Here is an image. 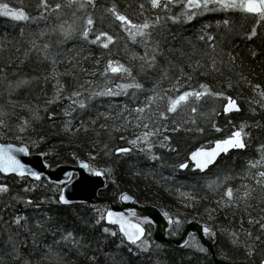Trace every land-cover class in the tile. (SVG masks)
<instances>
[{
	"label": "snow or ice",
	"instance_id": "snow-or-ice-1",
	"mask_svg": "<svg viewBox=\"0 0 264 264\" xmlns=\"http://www.w3.org/2000/svg\"><path fill=\"white\" fill-rule=\"evenodd\" d=\"M138 7L142 20L134 19L127 11L120 10L115 0L103 7L98 0H58L55 3L39 0L35 14L23 6L0 3V17L17 22L22 38L25 37L23 25L36 24L35 31L31 28L28 30L29 47L25 49L24 55L27 57L34 51L43 60L49 61L51 70L43 76V81L45 85L50 79L54 81L52 94L48 96L45 93L43 106L22 102L13 99V95L41 78L25 75L8 80L5 68H0V83L5 84L4 91L8 96L5 102L0 103V134L19 144L0 143V174L5 178L18 176L22 180L26 177L34 181L41 180L44 174L29 167L18 154L27 156L31 148H39L47 143V136L37 131V125L43 123L45 117L53 126L57 117H62L59 132L63 133L69 143L83 140L90 145L86 158H82L76 151L72 152L81 169L97 177H109L114 173V155L118 158L135 153L153 163L159 162L158 166L163 168L164 156L156 149L178 152L170 133L183 130L203 134L205 128L201 124L202 120L210 122L212 128L220 132L222 129L214 117L221 115V109L226 116L241 113L244 108L241 101H244L253 116L264 113V84L255 82L252 79L255 71L246 70L243 58L226 48V43L235 46V41L227 40V36L235 33L237 20L252 21L250 30L242 34L244 39L253 41L260 35L261 29H264V0H141ZM97 13L100 24L107 19L118 32L113 34L98 27ZM203 16L214 19L215 30L223 29L220 39H217L216 31L210 30L213 29L212 23H204L194 37L188 38L190 50L177 49L168 44L166 39L160 38L171 36L175 39L176 33L171 25L188 24ZM240 26L243 28V23ZM53 36L57 37L55 41L52 40ZM119 39L125 40L124 47L129 60L137 62L135 65L113 58L111 46ZM193 40L201 42L203 47ZM70 41L76 43L66 47ZM6 43L11 42L0 40V50L5 48ZM90 46H98L109 53L106 60L102 56L97 57L94 60L95 67L91 70L81 65L83 59L94 54ZM140 48L142 52L138 51ZM257 55V51H251L253 58ZM62 59L70 65L64 73L57 68ZM75 69H80L85 78L82 82L77 80L76 85L69 90L61 76H75ZM196 74L211 77L215 83L198 81L194 86L193 78ZM141 75L150 77V87L140 79ZM245 87L251 90L252 95H243ZM209 98L221 103L205 111L203 106ZM51 105H58L60 111L50 108ZM24 111L28 115H23ZM228 122L233 128L227 136L209 141L208 147H197L183 162L168 165L174 171L191 167L202 173L203 188L206 189L204 196L197 191L199 184L191 185L187 191L182 190L185 186L180 184L169 191L178 196L184 207L192 209H196L202 199L208 198V192L212 193L216 207L205 208L209 219L213 218V212L222 208L241 211L239 228L217 227L205 222L202 232L204 236L212 238H216L218 233L224 234L234 250H242L243 256L249 258L256 253L257 244L264 245V142L254 145L256 154L246 160L243 169L233 168L214 176L208 173L211 171L210 166L216 164L221 154L227 155L232 150L243 153L253 147L252 141L256 137L252 129H264V122L242 120L238 125L231 119ZM129 129L131 134L126 135ZM33 133L36 134L34 138ZM116 133H122L119 139L125 141L127 146L109 143L115 139ZM50 152L41 154L47 156ZM134 174L147 173L141 170ZM162 178L171 179L172 176ZM55 183L59 185L66 182ZM36 187L35 184L25 185L23 191H34ZM56 191L53 189L52 197H43L37 202L30 197L13 195L9 184L0 183V200H8L0 209V235L7 234L5 245L11 248L6 255L11 256L12 260H20L21 264H33L30 258H22L21 253V247L27 246L31 238L34 248L42 246L44 249L41 261L68 264V253L76 252L87 256L90 264H99L97 249L92 248L93 241L86 234L67 229L48 212L40 211L45 203H71L64 188H58V199ZM119 199L126 202L132 197L121 192ZM253 200L259 206V214L256 216L252 214L255 207ZM18 203L33 207L37 213L30 217L26 212L14 211L9 219H4V211L15 209ZM93 207L97 215L93 221H85V224L93 228L101 226V241L106 242L109 236L115 237L119 240L117 248L125 247L134 255L153 250L155 241L148 239L150 232L144 226L152 223L149 217L136 218L135 211H131L130 218L110 207ZM163 215L170 225L174 223L177 228L182 223L178 214L175 220L168 211ZM245 217L249 225L259 226L258 233L244 228ZM46 235L52 237L51 243L40 242L39 238ZM188 235L191 243L184 240L183 246L200 253L208 252L195 234ZM162 247L161 244H155L156 249ZM65 248L68 252L64 251ZM89 249H92V255H87ZM111 255L115 260L116 254ZM223 258L232 259L226 253ZM0 264H5L3 257H0ZM260 264H264V259Z\"/></svg>",
	"mask_w": 264,
	"mask_h": 264
},
{
	"label": "trees",
	"instance_id": "trees-1",
	"mask_svg": "<svg viewBox=\"0 0 264 264\" xmlns=\"http://www.w3.org/2000/svg\"><path fill=\"white\" fill-rule=\"evenodd\" d=\"M2 2H9L13 6L20 7L23 6L31 14H35L37 11V5L39 0H0ZM51 3L58 2V0H50ZM118 4L120 10L127 11V13L132 16L134 19H143L139 16V7L138 4L141 0H115ZM98 3L101 7L110 4L111 0H98ZM98 18V27H101L105 31L112 32L116 34L118 29L109 22L105 20L103 24L99 23V13H97ZM219 18V17H216ZM43 23V22H42ZM41 23V26H42ZM204 23H212L213 29L216 31L217 39H220L223 29L215 30L214 19L211 16L197 17L188 24H175L171 25L172 30L176 33V38L172 39L171 36H161V39H166L168 44H171L175 48H184L185 50H190V44L188 43V38L194 37L198 30L202 27ZM241 23H243V28H241ZM252 21H240L237 20L235 24V33L229 34L227 40H234L235 46H229L226 43L227 50L234 51L239 54V57L243 58L245 62V69H253L255 75L252 79L255 82L264 84V29H261L260 35L254 38L253 41H248L243 38V32L248 31L251 28ZM25 37L20 36V25L17 22H13L8 18L0 17V40L10 41L11 43H6V46L3 50H0V68H5L7 73L8 80H15L18 76H28V77H40L38 81H33L30 86L23 87L13 95V99L19 100L22 102H30L33 104L44 105L46 99L45 93L48 96L52 94V85L53 80L45 85L43 81V76L47 75L51 70V65L49 61L43 60L38 56L36 52H31L27 57L24 55L25 49L29 47L27 33L29 28L33 31L37 29L36 24H25ZM120 36H123V33H120ZM57 37L53 36L52 40L55 41ZM47 39V37H45ZM43 41H41L42 43ZM194 43L203 47L202 43L199 41L193 40ZM75 41H70L66 47H71ZM125 40L119 39L116 44L112 47V56L113 58H118L122 62L136 64L135 61H130L128 53L124 47ZM167 46V45H166ZM94 50V54L87 59L81 61V65L86 69H93L95 67L94 60L97 57H103V60H106L109 56L107 50H104L98 46H90ZM19 48V51H17ZM257 51L258 55L253 58L251 56V51ZM138 51L142 52L143 49L140 48ZM183 62V61H182ZM70 65L66 60L62 59V62L57 65L58 70L61 73L65 72V69H68ZM75 76L72 74H66L61 76V79L67 84L68 89L71 90L77 80L80 82L85 78L84 73L80 69H75ZM154 75V74H153ZM140 79L146 83V86H151V79L149 76L141 75ZM208 81L210 83H215L211 77L201 76L196 74L193 78V85L200 81ZM218 86V85H217ZM5 84L0 83V103L5 102L8 99L7 93L4 91ZM234 95L236 93H233ZM243 95L245 97L252 95L251 90L247 87L243 90ZM122 99V98H120ZM244 105L243 111L241 113H232L229 115H224L221 109V115L214 117L215 122L222 129L220 132H216L212 128L211 123L202 120L201 124L205 128L203 134L196 132H185L181 130L177 133H170L173 137V145L178 148V152H170L166 149L157 148L156 151L162 153L164 156L165 166L160 168L159 162H151L145 159L143 156H137L135 153L131 155H121L116 157L115 155L112 158V164L114 167V173L112 176L105 177L108 185L104 191V196L109 198L112 202H115L117 196L121 192H129L134 199L144 205H154L160 209L163 213L168 211L172 216L173 220L176 219L177 214L180 216L182 223L177 228L173 223L171 229L172 234H178L182 227L189 222L196 221L204 225L207 222L210 225L214 226H225V227H240L241 220V211L233 209H220L212 213V219H209L208 213L205 211V208H215V197L212 193L208 192V198L202 199L197 205L196 209L184 207L178 196L170 194V189L174 187H179L180 184H183L185 187L182 190H189L190 186L193 184H199L200 187L197 189L201 196H204L206 189L203 188V174H200L194 171L191 167L184 170L168 167V165L178 164L185 161L190 152L195 150L197 147H208L209 141H213L217 138H222L227 136L233 128V125L228 121L231 119L233 123L238 125L242 120H261L264 122V113L253 116L249 110L246 102L241 101ZM221 102L214 101L211 98L207 100L203 106V110L207 111L210 108L216 106L218 107ZM50 108H54L57 112L60 111L58 105H51ZM19 112L20 109H17ZM23 115H28L26 111L22 113ZM43 114V112H42ZM93 114H95L93 112ZM62 117L58 116L56 119L55 126L52 125V122L47 120L45 117L43 123L37 125V131L39 134L46 135L48 140L47 143L41 145L39 148H31V153H44L50 152L49 155L45 156L46 162L50 167H55L60 164H74L77 161L73 158L72 152L76 151L82 158L87 157V152L90 148V145L85 141H76L69 143L68 139L59 132L60 121ZM179 119V117L177 118ZM254 137L253 147H250L245 152L240 153L238 150H232L227 155H223L216 165L211 168V171L208 173L209 176H214L218 173H223L225 171L235 168L236 170L243 169L246 160L249 157L255 156V147L254 145L259 142H264V129H252ZM122 133H116L115 139L110 140L109 143L114 146H127L125 141H121L119 136ZM131 134V129L126 135ZM33 133V138L35 137ZM1 143H14L19 146L18 142L15 140H10L4 138L0 134ZM103 154H101L102 156ZM143 171L147 174H134L137 171ZM153 170H155L153 174ZM172 176L171 179H163L162 177ZM113 180L116 182L114 183ZM0 183H7L10 186L11 193L13 195L19 194L24 197H30L37 202L40 201L43 197H52L54 195L53 189H56V198L58 199V188L55 185L48 184L45 180H40L39 182H33L27 178L21 179L14 176H9L7 178L3 177L0 174ZM235 183H239L236 181ZM35 184L37 187L34 191L24 192L23 188L25 185ZM8 203L7 198L0 200V209H3L4 204ZM254 210L252 214L254 216L259 214V206L256 205V201H252ZM95 207H108L106 203H99ZM14 211L26 212L30 217H33L37 210L31 206H27L23 203L16 204L15 209L8 208L4 211V219H9V217L14 213ZM41 212H48L54 220L62 224L67 229H74L78 233L82 232L86 234L92 241V248L97 249L96 258L99 264H213L210 255L207 253H200L194 251L191 247L185 248H176L171 245L161 244L163 247L160 249L155 248V242L152 248L153 250L148 253H138L132 254L128 252L127 248L121 247L117 248L116 245L119 243V240L115 237L109 236L106 242L101 241V226L97 225L94 228L85 224V221H93L97 213L94 210V207L81 204H72L68 206H63L56 203H45ZM111 227V226H110ZM244 228H250L254 233H258V225H249L247 223V218L244 220ZM150 232L148 236L149 240H152L151 230L147 228ZM7 239V234L0 235V257H3L5 264H21L20 260H12L11 256L6 255L10 252V246L5 245V240ZM214 239V251L215 257L219 262L228 263V264H260L261 260L264 259V245L257 244L256 253L249 258H245L241 251L234 250L224 234L218 233ZM41 243H51L52 237L50 235L41 236L39 238ZM100 242V247L97 248V242ZM43 247L34 248L29 238L28 245L21 247L22 258L28 257L33 261V264H54L53 261L43 260L41 261V256L43 254ZM65 252H68V249H64ZM104 253H109L110 255H105ZM231 256V260H226L223 258V254ZM111 254H116L115 260ZM87 255H92V249L87 251ZM68 264H90L87 259V256L77 254L76 252L68 253L66 257Z\"/></svg>",
	"mask_w": 264,
	"mask_h": 264
},
{
	"label": "water",
	"instance_id": "water-1",
	"mask_svg": "<svg viewBox=\"0 0 264 264\" xmlns=\"http://www.w3.org/2000/svg\"><path fill=\"white\" fill-rule=\"evenodd\" d=\"M18 155H20L22 161L29 167H32L34 170L40 171L44 174L41 180L43 179L48 184L65 189L66 197L71 201V203L67 205H61L68 206L72 204H81L93 207L98 203L103 202L107 203L108 207L112 208L113 210L123 212L130 218H132L131 211H135L136 218L147 216L152 221L150 225L145 224L144 226L146 229L149 228L151 230V236L155 242L159 244L171 245L176 248H183L184 240L190 241L191 238L188 234L193 233L196 235L197 240H199L200 243H202L208 249V254L211 257L213 264H228L219 262L216 259L214 251V239H212V237L203 235V224L196 221L189 222L184 226L178 238H170L168 236V232L170 231L172 224L170 225L168 223V220L164 217L163 212L154 205H143L138 203L129 192H123L132 197L131 200L126 202L119 199L120 194L117 196L115 203H112L108 198L103 197L104 191L108 185V182L104 176H94L87 170L81 169L78 162L75 164H60L55 167H49L46 166L49 164L45 160V155H42L41 153L30 152V154L27 156H23L22 154ZM223 155L225 154H221V156L217 158V162ZM214 166H210V168H213ZM194 171L199 173L198 170ZM69 173L71 174L70 176L67 175ZM14 177L20 178L18 176ZM26 178L33 182H39L34 181L31 177ZM59 181H65L66 183L57 185L55 182ZM133 220L135 222V218H133Z\"/></svg>",
	"mask_w": 264,
	"mask_h": 264
},
{
	"label": "bare ground",
	"instance_id": "bare-ground-1",
	"mask_svg": "<svg viewBox=\"0 0 264 264\" xmlns=\"http://www.w3.org/2000/svg\"><path fill=\"white\" fill-rule=\"evenodd\" d=\"M75 164V163H74ZM103 197H105L104 195H103ZM105 198H107V197H105ZM109 199V198H108ZM110 200V199H109ZM111 201V200H110ZM112 202V201H111ZM116 202V201H115ZM115 202H112V203H115ZM101 203H103V202H101ZM99 204V203H98ZM97 204V205H98ZM107 204V203H106ZM108 205V204H107ZM144 205V204H143ZM150 205V204H149ZM89 206V205H88ZM91 207V206H90ZM187 224V223H186ZM185 224V225H186ZM184 225V226H185ZM184 226L182 227V229L178 232V234L176 233V234H172V233H170L171 232V229H172V227H173V224H172V227H171V229H170V231L168 232V236L170 237V238H173V239H176V238H178L179 236H180V233L182 232V230H183V228H184ZM190 243H191V240L189 241ZM185 247H187V246H184L183 248H185Z\"/></svg>",
	"mask_w": 264,
	"mask_h": 264
}]
</instances>
